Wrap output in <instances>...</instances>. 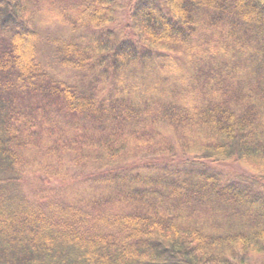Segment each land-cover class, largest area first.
<instances>
[{
	"label": "trees",
	"instance_id": "trees-1",
	"mask_svg": "<svg viewBox=\"0 0 264 264\" xmlns=\"http://www.w3.org/2000/svg\"><path fill=\"white\" fill-rule=\"evenodd\" d=\"M0 264H264V0H0Z\"/></svg>",
	"mask_w": 264,
	"mask_h": 264
},
{
	"label": "rangeland",
	"instance_id": "rangeland-1",
	"mask_svg": "<svg viewBox=\"0 0 264 264\" xmlns=\"http://www.w3.org/2000/svg\"><path fill=\"white\" fill-rule=\"evenodd\" d=\"M53 183H55L53 186H55L56 185V182H53Z\"/></svg>",
	"mask_w": 264,
	"mask_h": 264
}]
</instances>
